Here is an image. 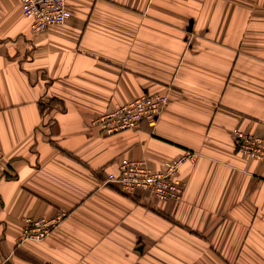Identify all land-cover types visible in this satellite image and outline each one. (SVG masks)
<instances>
[{
	"label": "crops",
	"instance_id": "crops-1",
	"mask_svg": "<svg viewBox=\"0 0 264 264\" xmlns=\"http://www.w3.org/2000/svg\"><path fill=\"white\" fill-rule=\"evenodd\" d=\"M35 31L0 0V264H264V0H65ZM168 96L155 123L103 135L91 120ZM186 151L179 200L105 182L121 157L153 170ZM65 213L18 242L26 217Z\"/></svg>",
	"mask_w": 264,
	"mask_h": 264
},
{
	"label": "built area",
	"instance_id": "built-area-1",
	"mask_svg": "<svg viewBox=\"0 0 264 264\" xmlns=\"http://www.w3.org/2000/svg\"><path fill=\"white\" fill-rule=\"evenodd\" d=\"M22 13L31 18V27L41 31L49 26L62 24L70 11L65 0H19ZM168 96L163 93L139 95L119 104L91 120V124L103 135H110L126 129H136L141 121L155 123L166 105ZM232 139L235 149L252 159L264 158V137L233 128ZM195 153L186 151L176 159L164 162L163 170L151 169L146 161L121 157L118 161V174H109L105 182L114 183L125 194L146 191L160 200H179L184 184L178 179V173L186 160L195 157ZM4 157L0 150V161ZM65 213L59 212L52 217L31 218L23 221L19 242L39 241L47 237L62 221Z\"/></svg>",
	"mask_w": 264,
	"mask_h": 264
},
{
	"label": "rangeland",
	"instance_id": "rangeland-1",
	"mask_svg": "<svg viewBox=\"0 0 264 264\" xmlns=\"http://www.w3.org/2000/svg\"><path fill=\"white\" fill-rule=\"evenodd\" d=\"M22 230V229H21ZM21 230H20V233H21ZM20 233H19V235H20ZM19 235H18V237H19ZM18 242H19V240H18Z\"/></svg>",
	"mask_w": 264,
	"mask_h": 264
}]
</instances>
